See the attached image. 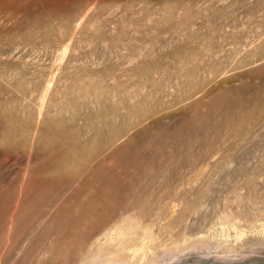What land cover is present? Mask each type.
I'll list each match as a JSON object with an SVG mask.
<instances>
[{
  "label": "rangeland",
  "instance_id": "rangeland-1",
  "mask_svg": "<svg viewBox=\"0 0 264 264\" xmlns=\"http://www.w3.org/2000/svg\"><path fill=\"white\" fill-rule=\"evenodd\" d=\"M0 264H264V0H0Z\"/></svg>",
  "mask_w": 264,
  "mask_h": 264
},
{
  "label": "bare ground",
  "instance_id": "bare-ground-1",
  "mask_svg": "<svg viewBox=\"0 0 264 264\" xmlns=\"http://www.w3.org/2000/svg\"><path fill=\"white\" fill-rule=\"evenodd\" d=\"M245 86V85H244ZM249 86V85H248ZM244 87H242V89H243ZM246 88H248L247 87V85H246ZM240 90H241V88H239ZM238 90V89H237ZM244 90H246V89H244ZM248 90V89H247ZM235 92H237L236 90H234V91H232L231 93H235ZM260 94V93H259ZM234 95V94H233ZM224 101V100H223ZM218 102V101H217ZM197 105V104H196ZM145 131V130H144ZM147 131V130H146ZM145 131V132H146ZM147 133V132H146ZM124 149H125V151L127 150L126 149V147L125 148H122V152H124ZM128 151V150H127ZM125 154H127V153H125ZM120 155V154H119ZM119 155H117V156H115V158L113 159V166H112V164H111V166H110V162H109V164H108V162H106V161H108V159L107 160H104L102 163H100L96 168H94L90 173H89V179H87L83 184H82V186L80 187V189H78V193H79V191L82 193V190H84L85 188H87L86 186H90V185H96L97 186V190H96V195L94 194V195H90L89 197H88V201H87V209H86V212H84L82 215H79L80 217H78V219H80V221H82L83 222V220L84 219H86V218H88V217H92L93 216V214L98 210V208L99 207H103L104 209H105V211L103 210V209H101V211L102 212H104L105 214L107 213V215H105L106 217H105V219H103V220H101L102 222L104 221V222H106V220L110 217V216H112V214H113V212L116 210L117 211V209H118V211L121 209L120 207L122 206V204H124V202H126V199H124L123 198V194L125 193L124 192V190H126L125 189V185L126 184H124L123 183V178H126V177H129V173L127 172L128 171V165H130V162H132V160L131 161H127V160H129V159H132L131 157L128 159L127 158V162L125 161V159H124V161L122 160H120V157H119ZM137 155V154H136ZM66 158H67V155L65 156ZM64 157L62 156L61 157V161L60 160H53V163H54V166L52 167V169H53V171H54V173H59V171L61 170V168H62V166L63 165H60L62 162H63V164H65L66 165V163H64V161L62 160ZM66 158H64L65 160H66V162H68L67 161V159ZM72 158V157H71ZM75 158V157H74ZM122 158V157H121ZM134 158H136V157H134ZM69 159V158H68ZM137 159V158H136ZM71 161V160H70ZM73 161V160H72ZM89 161H90V159H89ZM110 161H112V160H110ZM69 163V162H68ZM133 163V162H132ZM72 164V163H71ZM64 165V166H65ZM63 166V167H64ZM67 166V165H66ZM130 166H132V165H130ZM134 166V165H133ZM56 173V174H57ZM55 174V175H56ZM85 174V173H84ZM65 177V176H64ZM50 179H48V180H46L45 181V183H46V185L47 184H51L50 183V181H49ZM85 180V179H84ZM132 180V179H131ZM130 180V181H131ZM53 180H51V182H52ZM125 181V180H124ZM133 181V180H132ZM53 182H55V181H53ZM53 182H52V184H53ZM134 182V181H133ZM136 182V181H135ZM69 183H71V179H59V182H55V193L59 190V191H61V189H60V187L62 188V187H66V186H68L69 185V187H70V184ZM132 184V183H131ZM48 186V185H47ZM59 188V189H58ZM68 188V187H67ZM95 189V188H94ZM131 188H129V190H130ZM66 191V190H65ZM128 191V190H127ZM127 191H126V193H127ZM129 192V191H128ZM52 193V192H51ZM58 193V192H57ZM80 194V193H79ZM89 194H91V193H89ZM135 194V193H134ZM55 194H53V196H54ZM60 194L58 193V196H59ZM52 196V195H51ZM55 196H57V194L55 195ZM79 196V195H78ZM77 196V197H78ZM74 197V196H73ZM72 197V198H73ZM77 197H75V198H77ZM125 197V196H124ZM126 197H127V195H126ZM131 197L133 198V196L131 195L130 196V200H131ZM55 198H57L58 199V197H55ZM86 198V197H85ZM85 198H84V200H85ZM136 198V197H135ZM47 199V198H46ZM123 200V201H122ZM125 200V201H124ZM128 200V199H127ZM45 202H46V200H45ZM123 202V203H122ZM84 203V202H83ZM130 203V202H129ZM138 203V202H137ZM134 204V203H133ZM44 205V204H43ZM81 205V204H80ZM127 205V208H131L130 206L132 205V202L130 203V206L128 207V203L126 204ZM73 207V206H72ZM84 207V205L81 207V208H83ZM127 208H125V210L123 211L124 213H126L125 211H127L126 209ZM76 209V208H75ZM133 209V208H132ZM72 210V209H71ZM78 211H79V209H78ZM80 211H81V213H82V210L80 209ZM99 211H100V209H99ZM100 211V212H101ZM129 211V210H128ZM127 211V212H128ZM101 212V213H102ZM61 213V212H60ZM97 213V212H96ZM98 214H99V212H98ZM57 215H58V213H57ZM114 215H116V212L114 213ZM94 216H96V218H101V217H97V215H94ZM103 217V216H102ZM115 217V216H114ZM93 218V217H92ZM95 218V219H96ZM104 218V217H103ZM110 218H113V216L112 217H110ZM77 219V218H76ZM77 219V220H78ZM87 220V219H86ZM100 220V219H99ZM56 221V220H55ZM85 221V220H84ZM101 221H99V224L101 223V224H103ZM108 221V220H107ZM86 223V222H85ZM95 223V222H94ZM107 223V222H106ZM97 224H98V222H96L95 223V225L94 224H92L93 226L91 227L92 228V230H96L97 228H98V226H97ZM100 224V225H101ZM99 225V226H100ZM89 225H87V227H88ZM90 226H91V224H90ZM52 228V227H51ZM91 228H88L89 230L91 229ZM48 229V228H47ZM50 229V228H49ZM50 231V230H49ZM48 232V231H47ZM90 232H92V231H90ZM94 232V231H93ZM96 232V231H95ZM89 233V232H88ZM87 233V234H88ZM47 234V233H46ZM90 234H92V233H90ZM94 234V233H93ZM47 236V235H46ZM88 236H90V235H88ZM91 237V236H90ZM13 238H15V237H13ZM78 239H80V238H78ZM19 241V240H18ZM77 241V240H76ZM79 242V241H78ZM74 244V243H73ZM81 244V243H80ZM75 245V244H74ZM74 247V246H73ZM72 248V247H71Z\"/></svg>",
  "mask_w": 264,
  "mask_h": 264
}]
</instances>
